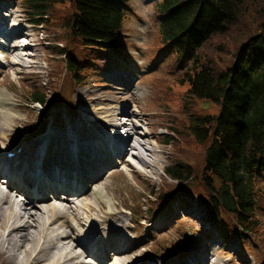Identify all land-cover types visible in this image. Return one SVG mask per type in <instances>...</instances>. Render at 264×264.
I'll use <instances>...</instances> for the list:
<instances>
[{
	"label": "rangeland",
	"instance_id": "374dc122",
	"mask_svg": "<svg viewBox=\"0 0 264 264\" xmlns=\"http://www.w3.org/2000/svg\"><path fill=\"white\" fill-rule=\"evenodd\" d=\"M155 1L131 0L129 5L132 10L127 13L122 28L125 35L121 41L120 52L126 57H120L124 62L118 64L117 59L112 57L111 62L101 59L102 62L97 60V65L93 67L90 64L91 67L81 75L82 82L73 93V101H70L72 81L66 78L64 70L66 56L60 51V48L70 45L67 44L66 33L55 23L50 25L31 23L34 15L28 12L24 0H0L6 7L4 10L10 13L4 14L7 19L14 13L19 26H23L24 33L20 34L19 41L30 42L25 51L35 55V60L31 58L20 60L14 57L16 62L13 63V58H8L6 55L8 53L6 48L0 46L3 51L0 50V52L4 53L0 57V90L6 89L12 93L18 114L12 122L13 126L6 131V141L12 148L23 145L33 146L36 150L38 144L46 142L47 139H44V136L51 132V129L54 130L51 132L54 134L61 132L60 130L67 132L70 126L80 129L83 125L84 129L87 128L84 133L86 135L95 126L89 125L93 117L85 116V105L98 108L99 105L114 106L116 104L131 113L139 112L140 116H137L136 120H141L142 130L149 133L144 141L153 143L155 153L159 155L157 165L154 168L144 165V168L143 163L135 159L131 153L123 157H115L114 165L107 168L109 170L106 174L103 175L104 172L98 174L94 170L100 177L94 184L91 183L89 187L91 189L84 192L86 194L80 198V201L83 202L87 197H91L93 188L96 186L107 187L114 200L115 208L112 210L123 211L124 222L128 225L125 230L126 236L132 238V242L137 245V250L133 254L134 259L138 260L140 255L145 254L149 261H155L157 264L167 261H172L169 264H186L189 258L198 260L197 262L202 264H212V259H215L217 255L222 264H264V256H262L264 254V205L256 211V215L262 222L261 228L254 234H248L249 241L240 246L238 240L232 239L231 243H228L218 235L210 219L207 218V207L197 194L187 191L174 205L173 200L168 206L162 208L161 213L157 212L156 218H153L154 209L151 211L150 204L145 200V196L148 197L154 184L163 186L164 183L176 182L164 175V170L175 158L184 160V156H188L181 151L183 145L186 146L188 143L186 136L174 135L171 129L182 128L180 124L184 121L187 112H193V110L200 112L201 108L203 112L204 107L198 100L189 104V98L186 95L188 84L179 82L181 72L186 66L181 65L178 68L174 62V55L162 46L159 38L160 18ZM5 12L0 11V16L3 17ZM239 26L242 27L241 22ZM13 39L12 35L11 43ZM74 43L81 45L78 39ZM79 50L81 52L83 47L79 46ZM205 50L208 57L219 60L215 57L214 49ZM125 62L127 64H124ZM127 65L131 69L126 68ZM52 71L55 73L57 71V75L53 78H51ZM35 86L42 94H47V99L51 97L52 100H58V96L62 95V100L66 101L59 100V105L50 112L47 121L44 117L49 114V110L46 112L40 103H32L29 100ZM187 105L190 108L194 107L191 110ZM104 126H106L105 123L102 124L103 128ZM171 136L174 137V142L165 143ZM1 143L0 141V154L6 150ZM31 153L30 150L23 151L20 156L21 158L29 157ZM196 159L195 152L191 162L199 164ZM129 160L133 161V164ZM95 166L102 168L98 164ZM1 178H3L2 175ZM0 185L4 188L6 184L0 182ZM261 186L264 190V181ZM10 193L17 197L14 191ZM50 199L53 203H66L51 197ZM108 211V208L101 210V215L107 214ZM62 230H69V228L64 226ZM121 231L119 229L115 232ZM187 233L193 234V239L187 241ZM59 245L61 244H58V247ZM58 247L57 249L61 248ZM76 250L80 251V248L77 247ZM201 254L204 255L202 262L199 258ZM111 256L112 260H117L115 256ZM2 261L7 262L0 258V263ZM107 264H112L111 260H108Z\"/></svg>",
	"mask_w": 264,
	"mask_h": 264
},
{
	"label": "trees",
	"instance_id": "16d2710c",
	"mask_svg": "<svg viewBox=\"0 0 264 264\" xmlns=\"http://www.w3.org/2000/svg\"><path fill=\"white\" fill-rule=\"evenodd\" d=\"M24 1L33 23H55L66 33L70 45L60 51L74 82L103 53L116 51L130 0ZM155 2L162 46L178 68L186 66L179 82L188 84L189 104L198 100L206 108L187 112L181 130L171 129L186 136L181 151L188 156L165 168L176 182L154 185L149 209L189 191L200 196L226 239L253 232L256 209L264 205V0ZM79 46L81 54L73 51ZM208 48L219 60L207 56ZM36 88L29 100L50 106L52 98ZM195 152L199 164L191 162Z\"/></svg>",
	"mask_w": 264,
	"mask_h": 264
},
{
	"label": "bare ground",
	"instance_id": "6f19581e",
	"mask_svg": "<svg viewBox=\"0 0 264 264\" xmlns=\"http://www.w3.org/2000/svg\"><path fill=\"white\" fill-rule=\"evenodd\" d=\"M6 15H9V13ZM10 16L6 21L2 17L5 25H17L12 32L14 36L13 42L8 45L9 48L8 46L7 48L5 47L8 51L7 57H12L13 63L16 62L14 57L20 60L29 58L35 60L34 53L25 51L28 45L19 42L20 34L24 33L23 26H19L20 24L16 21L14 13ZM1 40L5 41V37ZM3 55L4 53L0 52V57ZM84 109L86 116L90 115L93 117L89 121V125L95 126V128L90 129L89 135L96 139L93 141L91 138H88L87 141L80 139V133L87 131V128L84 129L85 126L83 125H81L80 130L76 126H70L67 132L61 134L60 132L53 134L51 132L54 130L51 129V132L44 136V139H47L46 142L38 144L39 148L36 146V152L32 157L39 152H43L44 155L48 154V156L58 153L60 158L53 156L51 157V160H54L53 164L51 162V165L44 166L42 170L35 167L36 170L33 169L32 172H29L20 168L22 158L20 155L18 156V149H24V152L35 151V147H25L23 145L21 147L19 145L12 148L10 143L6 141V131L13 126L12 122L18 114L15 103H13L12 93L6 89L0 90V141L2 142L1 145L6 148L5 160L2 161L0 158V176L2 174L9 176L11 178L9 181L12 183L10 185H13L14 190L18 189L23 192L22 197L19 195L15 197L8 192H4L0 185V258L8 262L3 263L2 261L0 264H82L85 262L82 259L83 257H81L82 252L77 251L76 247L83 248V250H86L85 248L89 250V244L97 247V244L101 243L99 236L104 241L102 233L107 236L105 237L106 240L108 237L110 239V241L107 240L105 242L106 245L108 247L114 246V256H116L117 260L113 261L112 264H157L155 261H149L145 254L143 256L140 255L138 260L134 259L133 254L137 250V245L129 241L128 238L122 239L123 245H120V247L113 244L114 240L111 236L115 235L114 232L120 229L122 230L120 235L125 236V230L128 225L124 222L123 211L112 210L115 208L114 200L106 186L99 185L93 188L91 197H87L81 203L67 197L68 199L64 201L66 202L64 206L50 202L48 200L50 199V196H48L49 192H46L44 196L39 195V193L34 195L30 191L34 188L37 192H40L44 186H49L53 191L54 197H60L61 192H63L61 190H69L72 185V177L69 172L83 168L84 159L89 162L94 161V159H101L97 152L103 153L104 158L107 157L110 161L113 160L115 154L125 156L127 153H131L135 159L143 163V167L145 165L146 167L151 166L154 168L157 165L159 155L155 153V149L152 146L153 143L144 141L145 138H148L149 133L142 130L141 120H136V117L140 116L139 112L134 111L131 113L116 104L114 106L99 105L98 108L85 105ZM125 113L126 115L124 116L127 117V123L122 128L116 124L114 127L115 136L110 139L114 143V153L113 148H109V145L104 140L107 133L105 130L106 126L103 128L102 124H111L119 119V114L123 115ZM97 119L99 120L97 121ZM9 152H14V155L8 157L7 153ZM35 158L42 159L40 155ZM56 165L61 168V174H64L63 178H58L59 181L55 177L58 173ZM29 167L32 168L33 166L29 165ZM92 169L89 168L83 177L94 178L95 181L99 176ZM40 172H46V183L35 178L38 174H41ZM2 181L5 182V178ZM90 189L88 187V190ZM72 194H75V190L72 191ZM106 208L109 210L107 214L101 215V210ZM64 226L69 228V230H62ZM31 229L34 230L31 231ZM96 234L100 235L96 236ZM58 242L63 243V246L66 244V247L57 249ZM107 248L99 245L97 250L102 253L103 250L105 252L108 251ZM92 251L96 252L95 249ZM202 261H204V258ZM211 263L222 264L217 255H215V259H212ZM95 264H107V262L106 259H98Z\"/></svg>",
	"mask_w": 264,
	"mask_h": 264
}]
</instances>
